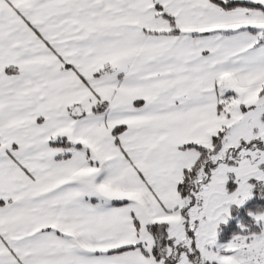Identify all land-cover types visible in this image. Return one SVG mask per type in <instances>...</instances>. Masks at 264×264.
<instances>
[{
    "label": "snow or ice",
    "instance_id": "6c2138e0",
    "mask_svg": "<svg viewBox=\"0 0 264 264\" xmlns=\"http://www.w3.org/2000/svg\"><path fill=\"white\" fill-rule=\"evenodd\" d=\"M0 264H264V0H0Z\"/></svg>",
    "mask_w": 264,
    "mask_h": 264
}]
</instances>
